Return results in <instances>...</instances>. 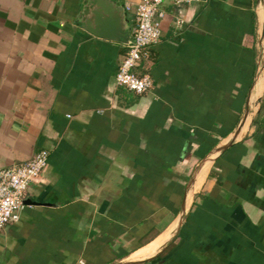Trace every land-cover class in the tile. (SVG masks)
<instances>
[{
  "label": "crops",
  "instance_id": "1",
  "mask_svg": "<svg viewBox=\"0 0 264 264\" xmlns=\"http://www.w3.org/2000/svg\"><path fill=\"white\" fill-rule=\"evenodd\" d=\"M161 8L136 95L107 12L0 0V168L48 152L0 264H264V0Z\"/></svg>",
  "mask_w": 264,
  "mask_h": 264
},
{
  "label": "built area",
  "instance_id": "2",
  "mask_svg": "<svg viewBox=\"0 0 264 264\" xmlns=\"http://www.w3.org/2000/svg\"><path fill=\"white\" fill-rule=\"evenodd\" d=\"M201 0H138L132 13L129 40L118 63L114 84L140 95L152 87L148 73L136 71L140 58L160 38L159 20L164 16V2L174 5L191 4ZM48 152L37 151L25 162L0 168V227L18 218L23 206V195L46 163Z\"/></svg>",
  "mask_w": 264,
  "mask_h": 264
},
{
  "label": "water",
  "instance_id": "3",
  "mask_svg": "<svg viewBox=\"0 0 264 264\" xmlns=\"http://www.w3.org/2000/svg\"><path fill=\"white\" fill-rule=\"evenodd\" d=\"M88 3L94 14L100 11V14H102V11L107 12L111 16L110 24L104 23V18H97L98 21L96 19L95 21L94 19L91 21L82 17L80 19L82 27L94 35L116 40L124 45L127 44L129 40V26L123 7L115 0H94L93 2L88 0Z\"/></svg>",
  "mask_w": 264,
  "mask_h": 264
},
{
  "label": "trees",
  "instance_id": "4",
  "mask_svg": "<svg viewBox=\"0 0 264 264\" xmlns=\"http://www.w3.org/2000/svg\"><path fill=\"white\" fill-rule=\"evenodd\" d=\"M174 246V244L170 243L164 250L160 253L159 257H164L168 252H170L171 248Z\"/></svg>",
  "mask_w": 264,
  "mask_h": 264
}]
</instances>
